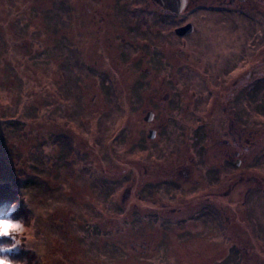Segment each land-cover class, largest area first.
I'll return each instance as SVG.
<instances>
[{
	"label": "rangeland",
	"instance_id": "rangeland-1",
	"mask_svg": "<svg viewBox=\"0 0 264 264\" xmlns=\"http://www.w3.org/2000/svg\"><path fill=\"white\" fill-rule=\"evenodd\" d=\"M57 8L51 0H0V183L19 176L17 191L11 188L20 192L13 199L15 216L34 227L33 242L15 249L12 256L19 264H177L172 233L178 224L164 215H144L137 198L142 181L139 141L156 123L148 124L149 113L140 107L141 101L153 102L150 94L141 96L151 84L145 82L143 69L149 67L155 76L156 68L142 57L131 69L122 60L112 68L107 62L96 66L94 59L90 71L83 69V45L74 49L73 37L90 23L85 26L83 18L70 17L69 26H64ZM258 14L249 24L245 15L238 19L236 13L235 26L225 33L214 21L218 28L211 27L213 43L196 33L189 40L194 45L185 49L187 59L179 67L163 66L160 73L170 72L179 83L173 88L190 84L194 95L184 97V105H193L195 127L199 120L205 128L198 143H207L211 150L231 146L233 139L225 134L229 121L222 115L228 112L234 86L229 91L224 87L241 69V151L262 178L264 12ZM62 25L74 44L60 41ZM204 26L201 21L200 29ZM235 57L242 59L234 63ZM185 132L180 128L170 131L168 141L159 134L150 141L173 149ZM147 191L170 199L173 186L161 183ZM263 196L254 190L250 200L263 201ZM155 229L157 240L150 235Z\"/></svg>",
	"mask_w": 264,
	"mask_h": 264
},
{
	"label": "flooded vegetation",
	"instance_id": "flooded-vegetation-1",
	"mask_svg": "<svg viewBox=\"0 0 264 264\" xmlns=\"http://www.w3.org/2000/svg\"><path fill=\"white\" fill-rule=\"evenodd\" d=\"M51 1L61 13L60 24L69 26L70 17L83 18L85 26L90 23V27L78 31V37H73L77 39L74 49L83 45L80 58L84 55L87 65H90V59H94L96 66L107 62L115 68L120 64L117 61L122 60L123 66L127 64L131 69L132 64L143 62V57L152 68H156L155 76L151 75L149 67L143 69L145 82L151 84L149 89L140 91L141 96L144 99L150 94L153 102L141 101L140 107L146 109L142 108V112L149 113L146 116L150 121L148 124L156 123L139 141L138 169L142 181L141 194L137 198L144 215H164L178 224L172 233L177 264H264V200H250L254 190H260L264 195V177L260 178L254 169L249 168L247 155L241 151L244 134L241 126V69L238 70L239 76L224 87L229 91L234 86L233 97L227 107L224 106L228 112L222 115L229 121L225 134L232 137L231 146H212L211 150L207 143H198L205 136V128L199 120V126L195 127L193 105L190 108L189 104L184 105V97L194 95L190 84L182 83V88H173L179 83L174 82L170 72L164 76L160 73L163 66L179 67L178 64L187 59L185 49L194 45L192 40L189 41L191 37L200 33L208 39L211 27L218 28L214 21L220 22L219 32L225 33L234 25L236 13L238 19L245 15L246 23L257 20L258 13L264 12V0H184L177 9L166 8L157 0ZM201 21L205 25L203 29L199 27ZM63 25L60 41L74 44L63 32ZM214 39H210L211 43ZM238 43L239 46L242 44ZM114 56L118 59L115 60ZM237 59L241 61L242 57H235L234 63ZM147 75H150L149 79ZM172 92L177 98L171 97ZM248 95L253 97V92L250 90ZM128 108L134 109L133 105ZM186 112L187 120L184 121ZM220 124L226 127V121ZM180 128L186 130V135L175 145L172 142L173 149L151 142L159 135L166 136L168 141L170 131ZM130 145L127 151H130ZM162 152H165L164 158L160 157ZM161 183L173 186L170 199L157 191H147L148 186ZM150 235L157 240V229Z\"/></svg>",
	"mask_w": 264,
	"mask_h": 264
},
{
	"label": "clouds",
	"instance_id": "clouds-1",
	"mask_svg": "<svg viewBox=\"0 0 264 264\" xmlns=\"http://www.w3.org/2000/svg\"><path fill=\"white\" fill-rule=\"evenodd\" d=\"M16 211L15 203L0 205V264H19L12 252L33 242L34 227L16 218Z\"/></svg>",
	"mask_w": 264,
	"mask_h": 264
},
{
	"label": "trees",
	"instance_id": "trees-1",
	"mask_svg": "<svg viewBox=\"0 0 264 264\" xmlns=\"http://www.w3.org/2000/svg\"><path fill=\"white\" fill-rule=\"evenodd\" d=\"M76 65V60L74 62ZM84 69H89L88 65H83ZM20 178L19 176H14L12 180L6 181V182H1L0 183V205L3 204H12L13 199L15 197L20 196V192H13L11 188L14 191H17V188L15 186L20 185ZM4 186V187H3Z\"/></svg>",
	"mask_w": 264,
	"mask_h": 264
},
{
	"label": "water",
	"instance_id": "water-1",
	"mask_svg": "<svg viewBox=\"0 0 264 264\" xmlns=\"http://www.w3.org/2000/svg\"><path fill=\"white\" fill-rule=\"evenodd\" d=\"M157 1H159L164 7L170 9L180 8V3L183 4L184 2V0H157ZM146 120H148L147 117Z\"/></svg>",
	"mask_w": 264,
	"mask_h": 264
}]
</instances>
